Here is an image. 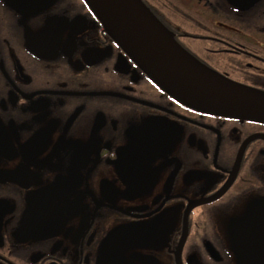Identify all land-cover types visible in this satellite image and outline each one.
<instances>
[{"label":"flooded vegetation","instance_id":"1","mask_svg":"<svg viewBox=\"0 0 264 264\" xmlns=\"http://www.w3.org/2000/svg\"><path fill=\"white\" fill-rule=\"evenodd\" d=\"M264 93V0H139ZM0 264H264V123L163 89L87 0H0Z\"/></svg>","mask_w":264,"mask_h":264},{"label":"water","instance_id":"2","mask_svg":"<svg viewBox=\"0 0 264 264\" xmlns=\"http://www.w3.org/2000/svg\"><path fill=\"white\" fill-rule=\"evenodd\" d=\"M107 29L168 93L206 112L264 123V93L228 84L195 62L139 0H87Z\"/></svg>","mask_w":264,"mask_h":264}]
</instances>
